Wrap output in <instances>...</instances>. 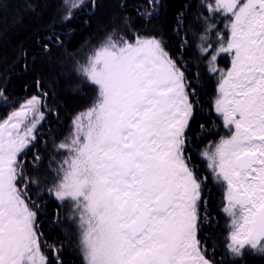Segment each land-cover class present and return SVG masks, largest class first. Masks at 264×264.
Masks as SVG:
<instances>
[{"label": "snow or ice", "instance_id": "6c2138e0", "mask_svg": "<svg viewBox=\"0 0 264 264\" xmlns=\"http://www.w3.org/2000/svg\"><path fill=\"white\" fill-rule=\"evenodd\" d=\"M147 2L153 10L159 4ZM86 6L96 0H61L60 23H71ZM201 8L197 48L218 76L213 110L229 132L201 155L224 187L230 264H246L249 256L264 258V0H202ZM217 17L226 21V35ZM186 24L181 12L178 51L189 46ZM41 48L50 56L65 48L64 38L53 29ZM222 56L229 67L218 66ZM73 70L95 86L96 97L55 146L63 159L53 161L51 186L41 190L20 159L45 119L50 92L43 81L0 122V264H53L41 248L42 209L29 195L32 185L38 201L46 193L71 203L85 264H218L197 235L206 178L188 155V133L201 111L198 75L158 33L109 35ZM49 247L54 264H63L61 249Z\"/></svg>", "mask_w": 264, "mask_h": 264}, {"label": "trees", "instance_id": "16d2710c", "mask_svg": "<svg viewBox=\"0 0 264 264\" xmlns=\"http://www.w3.org/2000/svg\"><path fill=\"white\" fill-rule=\"evenodd\" d=\"M88 2L85 0L86 4ZM201 4L202 0H159L153 10L147 0H96L94 8L84 7L74 14L71 23L62 25L61 0H0V91L6 97H0V122L28 97L38 94L37 79H41L44 90L50 92L46 101L48 108L44 109L45 119L37 125L35 142V147H39L37 155L41 157L35 173L42 184L55 182L56 163L53 161L63 159L55 146L69 136L73 117L90 107L96 97L95 86L73 70L76 62H85L109 35L129 38L158 33L174 55L183 56L188 73L198 75L197 107L201 110L189 133H202L200 125L207 129L212 118L210 100L215 93V83L197 48L200 41L195 17L202 12ZM149 12L151 17L147 15ZM181 12L186 14L189 46L178 51L185 36V32H181L178 37L174 31ZM53 29L64 38L65 48H53L49 56L43 53L41 42ZM53 219L52 211L48 226H54ZM228 223L229 219L220 215L204 218L198 233L209 256L218 264H230ZM56 226L54 231L47 228V238L53 239L61 249L63 264H83L76 229L73 227V231L60 222ZM246 264H264V258L249 256Z\"/></svg>", "mask_w": 264, "mask_h": 264}, {"label": "flooded vegetation", "instance_id": "af4514ba", "mask_svg": "<svg viewBox=\"0 0 264 264\" xmlns=\"http://www.w3.org/2000/svg\"><path fill=\"white\" fill-rule=\"evenodd\" d=\"M216 22H217V27L219 26L221 27L219 30H221L226 35L227 30L224 27L226 21L223 19V17H217ZM218 66L220 68L229 67L230 59L227 56H222L218 58ZM210 75H211L210 77H212L215 83V95L213 100H211V105H210L211 108L210 112L212 114L210 124L207 126V129L205 125H203L204 126L203 129L199 126V130L202 131V133L197 132L195 133V135H191V133H188V148L190 149L188 155L192 158L191 163L196 168L199 176L201 178H206L204 181V191H203L204 202H202L200 205V217L201 219L205 218L206 220H208L211 216L216 217L217 215L227 217L226 214L223 212L224 197H225L224 187L216 182L212 170L208 168L207 159L201 155L202 152L210 149L212 146L218 143L221 137L227 138V136L229 135L228 130L223 127L222 120L213 110V103L217 97L218 76L212 73H210ZM38 148H39L38 146L30 147L28 150H26V154L20 157V159L24 162L25 174L33 178H37L35 170H37L36 168H38V164L41 163L40 161L36 162L34 160V157L38 153ZM51 184H42L40 181L41 190H43L45 187L51 186ZM35 188H36L35 185L31 186L29 195L31 196L33 201H37V203L40 204V207L42 209L38 216L39 230L41 233V237H40L41 248L45 253V255L49 258V260L53 261L54 264V256L56 254L50 249L49 246L55 245L57 248L59 247L57 246V243L53 239H51V241L48 240L47 228H50L51 231H54L56 230V228H58L56 226L57 225L56 217L58 214L59 217L58 223L60 222L61 225L63 226L65 224L66 227L72 229L73 208L70 202L62 203L56 201L54 197H50L46 193L44 194L43 201H38ZM214 201L215 203H212ZM212 204H215L213 209L211 207ZM52 211L54 212V219L51 222L54 226L50 227L47 225V223L50 220V214ZM60 255L61 254L59 253V256Z\"/></svg>", "mask_w": 264, "mask_h": 264}, {"label": "rangeland", "instance_id": "374dc122", "mask_svg": "<svg viewBox=\"0 0 264 264\" xmlns=\"http://www.w3.org/2000/svg\"><path fill=\"white\" fill-rule=\"evenodd\" d=\"M29 120L31 119V116H29V118H28ZM73 208V207H72ZM76 226H77V224H76ZM73 229V228H72ZM78 229V228H77ZM79 233V232H78ZM81 254V253H80ZM81 257L83 258L82 259V261H83V264H85V261H84V257H83V255L81 254Z\"/></svg>", "mask_w": 264, "mask_h": 264}, {"label": "bare ground", "instance_id": "6f19581e", "mask_svg": "<svg viewBox=\"0 0 264 264\" xmlns=\"http://www.w3.org/2000/svg\"><path fill=\"white\" fill-rule=\"evenodd\" d=\"M74 231V229H72ZM76 236H77V239H78V244H79V233L78 231L76 230Z\"/></svg>", "mask_w": 264, "mask_h": 264}]
</instances>
